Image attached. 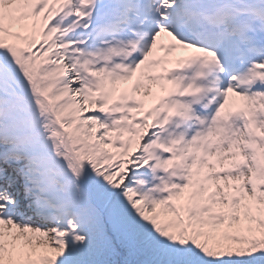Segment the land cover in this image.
<instances>
[{"label": "snow or ice", "instance_id": "6c2138e0", "mask_svg": "<svg viewBox=\"0 0 264 264\" xmlns=\"http://www.w3.org/2000/svg\"><path fill=\"white\" fill-rule=\"evenodd\" d=\"M0 264H264V0H0Z\"/></svg>", "mask_w": 264, "mask_h": 264}]
</instances>
